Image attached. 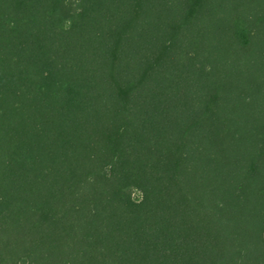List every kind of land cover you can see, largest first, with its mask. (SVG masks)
<instances>
[{"label": "trees", "instance_id": "16d2710c", "mask_svg": "<svg viewBox=\"0 0 264 264\" xmlns=\"http://www.w3.org/2000/svg\"><path fill=\"white\" fill-rule=\"evenodd\" d=\"M0 264H264V0H0Z\"/></svg>", "mask_w": 264, "mask_h": 264}]
</instances>
